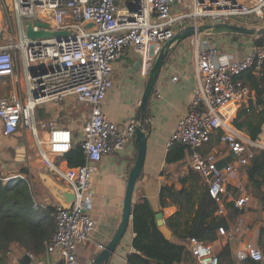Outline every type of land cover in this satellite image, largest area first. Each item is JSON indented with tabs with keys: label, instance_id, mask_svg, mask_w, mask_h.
<instances>
[{
	"label": "built area",
	"instance_id": "obj_1",
	"mask_svg": "<svg viewBox=\"0 0 264 264\" xmlns=\"http://www.w3.org/2000/svg\"><path fill=\"white\" fill-rule=\"evenodd\" d=\"M231 17L263 19L264 0H0V82L5 84L9 78L15 84L11 93L0 96L2 131L13 135L21 130L42 166L74 194L69 209L59 203L53 206L55 229L41 256L24 253L30 258L28 264H76L78 248L95 230L92 177L104 156L123 149L134 137L138 123L131 118L118 128L101 109L113 85L116 61L134 52L141 61L140 75L146 77L161 45L186 26L185 20L197 25L199 21L230 22ZM26 21L34 31L68 34L31 39L26 35ZM199 38H191L196 81L191 107L177 120L166 147L184 148L189 172L198 178L197 190L213 200L216 217L228 219L235 213L228 219V228L216 230L217 236L230 241L244 224L240 214L250 199L245 191L232 195L231 180L255 150L264 151V127L252 141L233 126L229 112L264 111V92L258 103L255 92L238 79L246 71L262 75L264 41L253 42L247 55L235 59L208 38ZM152 95L158 98L160 92L153 89ZM70 98L88 108L78 140L84 162L61 167L73 135L53 119H38L37 109ZM215 132L230 157L221 167L218 163L226 157L203 151ZM22 177L16 174L9 179ZM183 244L195 264H220L209 242L189 237ZM103 248L98 245L99 250ZM21 257L13 255L12 264H20ZM244 260L264 263V249L252 241L243 242L235 251L234 264Z\"/></svg>",
	"mask_w": 264,
	"mask_h": 264
},
{
	"label": "crops",
	"instance_id": "obj_2",
	"mask_svg": "<svg viewBox=\"0 0 264 264\" xmlns=\"http://www.w3.org/2000/svg\"><path fill=\"white\" fill-rule=\"evenodd\" d=\"M191 38L184 39L171 47L153 88L160 92V97L154 98L152 95L148 104L149 136L146 141L143 169L135 184L132 200L134 203L139 197H146L154 210L158 209L160 186L173 184L179 169L185 167L186 171H189L188 165L185 166L186 158L180 162L166 164L165 155L168 150L166 142L174 130L177 120L191 107L190 104L193 99L196 82L193 64L195 50ZM207 38L215 43L222 52L232 54L235 59H241L247 55L250 51V46L254 42L253 37H233V35L200 37L199 41ZM138 61L137 55L132 51L127 52L120 60L116 61L112 72L113 85L101 105L102 111L118 128L124 127L131 118L135 119L136 116L139 100L147 79V76L143 77L140 75ZM174 76L177 77V80L171 81ZM6 80L7 83L5 84L3 81L0 82V96L9 94L15 89V84L11 79L7 78ZM64 102L59 105L52 103L43 105L37 109V112L42 109L43 114H50L52 117L50 116L49 118H52L57 125L69 129L71 133L80 128L82 129V124L85 123L87 118L85 121H81V116L77 115V111H65ZM85 107L81 110L83 112L86 111L88 117V108ZM236 114L237 111L230 110L229 117L231 121L236 117ZM62 115L65 116H63V121H60L59 119ZM218 136L217 132H215L211 140L203 148V151L211 152L216 147H219L222 149L219 155L226 157L228 152L224 145L219 142ZM80 137L81 131L80 136L75 137L73 141H78ZM209 147L211 148L209 149ZM22 148L25 149V155L20 153ZM135 152L133 137L123 149L104 156L98 163L97 171L91 180L93 199L91 217L95 221L96 227L89 239L78 248L76 264H92L93 259L100 251L98 245L105 247L116 232L122 217L127 176L135 159ZM66 165L65 160L60 164L61 167ZM23 168H26L29 172V181L35 203L46 206L56 205L57 201L42 184V175L46 174L52 180L65 187L63 182L55 178L42 166L35 147L24 138L21 130L13 135H5L0 123V174L5 181H8L11 180L9 179L11 176L22 174L20 170ZM22 175L24 177V174ZM234 177L231 180L232 186L236 185ZM253 199L250 196L248 206L252 205ZM175 211L172 208L167 211L163 209V219L171 216ZM126 232H129L128 240L123 242L124 236L122 237L108 264H127V260L133 258L129 256L133 252L132 239L134 237L131 222ZM241 234H235L234 238L228 242L226 239L216 236V241L211 242L210 245L218 255L226 244H230L229 242L236 239L239 240L235 244L238 247L243 242L252 241L261 249L264 248V234L261 240L258 239L259 234L253 240L243 238ZM238 236H241V239H238ZM172 240H175L173 235L171 237ZM175 241H178V239ZM125 247L128 248L124 252ZM228 249L229 261L221 263L220 258V264L235 263V252H231V247H228ZM24 253H22V256ZM189 257H191L190 254L183 261L176 264H184V261L190 260ZM137 262L139 264H152L142 257Z\"/></svg>",
	"mask_w": 264,
	"mask_h": 264
},
{
	"label": "trees",
	"instance_id": "obj_3",
	"mask_svg": "<svg viewBox=\"0 0 264 264\" xmlns=\"http://www.w3.org/2000/svg\"><path fill=\"white\" fill-rule=\"evenodd\" d=\"M242 25V22H237ZM247 26L256 25L254 20ZM264 34L254 38L255 43H262ZM170 52V51H169ZM168 52V54H169ZM166 55L164 61L166 60ZM247 84L254 92L256 101L261 103V94L264 92V68L262 75L256 76L252 71H246L239 78ZM149 104V102H148ZM145 114L143 128L149 131L148 105L144 113L138 109L136 115ZM38 118L48 119L50 114H43L42 109L37 112ZM52 117V116H51ZM233 126L244 132L246 136L254 141L264 127V111L250 112L239 110L232 121ZM136 153V152H135ZM136 155V154H135ZM185 157L184 148L176 145L168 148L165 155V163L180 162ZM230 157L219 161L218 166H223ZM64 160L69 167H76L84 162V154L79 141H73L71 148L64 155ZM247 184L254 190L260 207L264 210V151L255 150L249 163L245 165ZM24 174L22 178L4 180L0 174V264H11L8 259L10 251L28 252L36 257L44 253L45 242L55 229V221L52 216L53 206L36 204L30 184V175L26 168L20 170ZM189 177H182L188 186L184 189H176L173 184H163L158 192V209L154 210L146 197H139L132 206L131 227L134 233L132 239L133 257L127 260V264H139L137 260L142 257L152 264H176L183 261L189 255L184 244L175 240H185L195 237L205 242H215L216 230L219 226L229 227L228 219H232L235 213H231L228 219H212L206 224H189V218L197 220L207 203H211L214 212L216 205L205 193L197 190V176L189 172ZM175 196L176 211L166 217L164 223L172 232L175 240H167L158 230L155 221L157 212L163 213V209L169 205V200ZM230 217V218H229ZM264 228L259 231L258 239L261 240ZM264 249V248H263ZM221 263L229 261V249L225 246L220 254ZM238 264H264L244 260Z\"/></svg>",
	"mask_w": 264,
	"mask_h": 264
},
{
	"label": "water",
	"instance_id": "obj_4",
	"mask_svg": "<svg viewBox=\"0 0 264 264\" xmlns=\"http://www.w3.org/2000/svg\"><path fill=\"white\" fill-rule=\"evenodd\" d=\"M34 24L47 28V23H40L34 21ZM26 25V35L31 39L36 38H49L53 36H65L68 34L67 31H45L40 29L34 31L32 29V23L30 21L25 22ZM90 26V25H88ZM264 34V25L261 27L257 26H243L239 24H234L231 22L224 23H199L186 25L183 28L175 31L173 36L166 40L160 47L158 54L154 58L152 67L148 73L143 92L141 94L140 102L138 104V110L142 113L146 110L148 102L150 100L155 82L158 78L160 70L163 66L164 59L171 47L184 39L191 37H210L219 35H239L244 37L258 38ZM141 66V61H138V68ZM135 119L138 121L134 130V144L136 149V156L133 161L132 167L130 168L127 176L126 188L123 198V209L120 224L109 240L105 247L100 250L96 257L93 259L92 264H108L110 257L114 254L117 245L120 243L124 233L126 232L129 223L131 222V211L133 206V192L135 184L141 175L144 159L146 154V141L149 136V131H145L143 128V121L146 119L145 114L141 116L136 115ZM20 153L25 155V149L22 148ZM42 184L55 198L57 203H59L64 209H69L73 200V191L67 187H63L59 183L52 180L46 174H43ZM156 226L158 230L162 233L165 239L171 241L172 232L166 227L161 212H157L155 215ZM20 264H28L30 258L24 254L20 258Z\"/></svg>",
	"mask_w": 264,
	"mask_h": 264
},
{
	"label": "rangeland",
	"instance_id": "obj_5",
	"mask_svg": "<svg viewBox=\"0 0 264 264\" xmlns=\"http://www.w3.org/2000/svg\"><path fill=\"white\" fill-rule=\"evenodd\" d=\"M229 21L231 23H234V24H238L237 22H242L243 26H247V24H250L249 22H252L254 20L252 18H245V17H242V18L241 17H231ZM204 22L205 21H199V23H204ZM257 22H259V23L256 25H251V26H257V27L263 26L264 25V18L261 20H258ZM184 24L190 25L191 22L189 20H185ZM237 36H239V35H233V37H237ZM63 106H65V111L66 110L77 111V115L81 116V121L86 120L87 112L86 111L83 112L81 110L83 107H85V104L76 101L74 98H71V99L65 101L63 103ZM63 116H65V115L61 116V118L59 119L60 121H63ZM38 119L44 120L42 118H38ZM48 119H52V118H48ZM81 123H84V122H81ZM81 130L82 129L80 128L79 130H75L74 132H72L73 139L75 137L80 136ZM210 148L211 147H209V149ZM220 151H222V149H220L219 147H216L211 152L216 153V152H220ZM185 166H187L186 162H185ZM185 176L189 177L190 174H189V171L188 170L186 171L185 167H183V169L178 170V175L173 180V185L175 186L176 189L182 190L188 186L189 181L185 183L182 180V177H185ZM234 178H235V184L236 185L231 186L232 187L231 194L232 195L240 194L242 191H245L248 195H250L254 198L252 205L251 206L247 205L241 211L240 217L244 221V224L242 225V227H241L240 231L237 233V235L242 233L241 235H243V238L253 240L256 238L257 234H259L258 231H260L261 228H264V210L261 209L259 201L254 195V190L251 188V186L249 184H247L246 174H245L243 167L238 169V172ZM170 208H172L174 211L177 209V207L175 205V196L169 200V205L166 208H164V210L167 211ZM188 218H189V224H203V225L210 222L212 219H215V220H218V219L221 220L222 219V218H217L214 215V212L211 208V203H207V205L205 206V209L203 210V212L201 213V215L198 217L197 220L192 219V216H190ZM128 233L129 232H126L125 235H123L124 236L123 242L128 240ZM238 239H241V236H238ZM236 241L238 242L239 240H237V239L234 241L232 240L231 242H229L230 244H226V246L231 247V249H232L231 252H235V250L238 248V246L235 245ZM178 242L183 243L184 240H182V241L178 240ZM231 244H232V246H231ZM127 248L128 247H125L124 252L127 250ZM13 255L20 256V255H22V252L10 251V253L8 255V259L10 260L11 264H12L11 258L13 257ZM189 259L190 260L184 261V264H194L195 263V261L192 257H189Z\"/></svg>",
	"mask_w": 264,
	"mask_h": 264
}]
</instances>
